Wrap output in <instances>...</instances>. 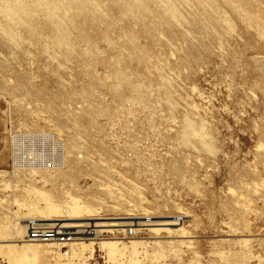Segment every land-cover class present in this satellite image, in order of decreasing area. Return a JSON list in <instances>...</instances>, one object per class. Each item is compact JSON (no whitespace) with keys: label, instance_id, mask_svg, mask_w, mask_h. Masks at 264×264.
Wrapping results in <instances>:
<instances>
[{"label":"rangeland","instance_id":"rangeland-1","mask_svg":"<svg viewBox=\"0 0 264 264\" xmlns=\"http://www.w3.org/2000/svg\"><path fill=\"white\" fill-rule=\"evenodd\" d=\"M45 217L129 223L22 251ZM0 264H264V0H0Z\"/></svg>","mask_w":264,"mask_h":264},{"label":"built area","instance_id":"built-area-1","mask_svg":"<svg viewBox=\"0 0 264 264\" xmlns=\"http://www.w3.org/2000/svg\"><path fill=\"white\" fill-rule=\"evenodd\" d=\"M10 150V166L47 168L63 165L66 157L65 142L50 130H29L10 123L7 129ZM72 236L46 224H34L28 230V238L40 242H68Z\"/></svg>","mask_w":264,"mask_h":264},{"label":"bare ground","instance_id":"bare-ground-1","mask_svg":"<svg viewBox=\"0 0 264 264\" xmlns=\"http://www.w3.org/2000/svg\"><path fill=\"white\" fill-rule=\"evenodd\" d=\"M89 218V217H87ZM125 218H129L131 219L130 222L134 221V225L135 226H140V225H149V221L151 220H146L143 221V223H141V221H137L134 219H137L139 217H125ZM142 218H147V217H142ZM80 219H85V218H78V217H68V218H50V217H45V218H39V219H34L33 222L29 221L28 224H26V227H29L28 230L30 228H32V226L34 224H42L39 223L37 221H64L63 223L58 222L57 224H46L47 226L50 227H54L57 228L65 233L68 234H75V235H84V234H88V235H98V233L103 229V228H110V227H125L128 226L127 221L123 220H117L118 218H109V221H96L94 220V222H91L89 226H87L88 228L85 229V224L81 221H78ZM94 219V218H93ZM180 219V218H179ZM175 220H178L177 218ZM87 222V220H85ZM89 222V221H88ZM87 222V223H88ZM45 224V223H44ZM152 224V223H150ZM164 225H179L181 223H176L172 221H167L165 223H163ZM63 229V230H62ZM65 230V231H64ZM130 231L133 232V230L130 229ZM24 234L26 233V228L24 227L23 231ZM74 237H71L70 239H73ZM84 239V238H83ZM82 239V240H83ZM89 240H94L93 237H88ZM33 242H40L37 239H33V238H29L28 240L24 241V244L22 245L21 249L22 251H30L35 249V244ZM43 243H57L59 245H62L63 247L72 243V242H43ZM105 245L110 246V247H116L118 245L117 241H113V242H101V246L104 247Z\"/></svg>","mask_w":264,"mask_h":264}]
</instances>
